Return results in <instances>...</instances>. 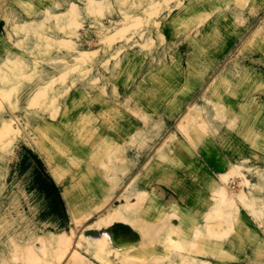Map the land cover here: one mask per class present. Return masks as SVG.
Masks as SVG:
<instances>
[{
  "label": "rangeland",
  "instance_id": "374dc122",
  "mask_svg": "<svg viewBox=\"0 0 264 264\" xmlns=\"http://www.w3.org/2000/svg\"><path fill=\"white\" fill-rule=\"evenodd\" d=\"M94 260L264 264V0H0V264Z\"/></svg>",
  "mask_w": 264,
  "mask_h": 264
},
{
  "label": "bare ground",
  "instance_id": "6f19581e",
  "mask_svg": "<svg viewBox=\"0 0 264 264\" xmlns=\"http://www.w3.org/2000/svg\"><path fill=\"white\" fill-rule=\"evenodd\" d=\"M208 91L210 92V89H204V92H203L204 95H206ZM210 103L211 102H209V105L215 108V105L214 104H210ZM200 107H201L200 102H197V103H194V104L190 105L189 108L182 114L180 120L178 121V127H183L187 122H189L190 119L192 118V116L197 113V111L199 110ZM216 111H217V109H216ZM15 119H16V121H18V117L17 118L15 117ZM137 128H139V127H137ZM175 135H176L175 133H172V132L170 133L169 132V134L167 136H164V138H162V140L159 142V144L154 148V150L150 154V158L145 162V164L151 158H153L155 156H159L161 154L160 152L164 149L165 143L169 139H173L175 137ZM128 184L126 183L125 185L127 186ZM130 208H131L130 202L128 204H124L123 206L121 205L120 207H117L116 209L113 210V212H111L109 214L107 223L112 222L114 219L126 220V218L131 216V215L127 216L128 211L130 212ZM102 235L105 237L106 236V232L103 233ZM53 241H55L56 243L62 244L64 242V239H56V240H53ZM97 241L98 240H96V242Z\"/></svg>",
  "mask_w": 264,
  "mask_h": 264
},
{
  "label": "crops",
  "instance_id": "0c3cea01",
  "mask_svg": "<svg viewBox=\"0 0 264 264\" xmlns=\"http://www.w3.org/2000/svg\"><path fill=\"white\" fill-rule=\"evenodd\" d=\"M162 193V192H161ZM117 197V196H116ZM131 201H134V200H131ZM170 201V200H169ZM174 201H170L169 202V205L171 204V203H173ZM176 202V201H175ZM176 203H178V202H176ZM179 204V203H178ZM168 205V206H169ZM180 205V204H179ZM181 206V205H180ZM181 208H182V206H181ZM124 224V223H123ZM126 225V224H125ZM175 225V224H174ZM130 227H132V226H128V225H126V226H124V225H115V224H113L112 226H109V227H107V228H105V229H107L109 232H110V234L112 235L113 234V236H114V239H116L117 241H120V242H117V243H121L120 245H123V246H125V245H130V244H132V242L133 243H136V244H138V243H140L141 241H143L144 243H145V239H142L140 236H138L136 233H135V231L132 229H130ZM113 230H112V229ZM113 238V237H112ZM119 239H121V240H119ZM141 244V243H140ZM97 264H102L101 262H99V261H96V260H94Z\"/></svg>",
  "mask_w": 264,
  "mask_h": 264
}]
</instances>
